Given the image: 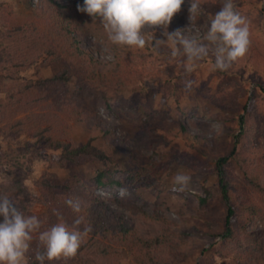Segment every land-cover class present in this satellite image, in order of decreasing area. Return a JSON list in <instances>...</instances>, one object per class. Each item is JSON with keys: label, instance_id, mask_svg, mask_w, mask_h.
Instances as JSON below:
<instances>
[{"label": "rangeland", "instance_id": "rangeland-1", "mask_svg": "<svg viewBox=\"0 0 264 264\" xmlns=\"http://www.w3.org/2000/svg\"><path fill=\"white\" fill-rule=\"evenodd\" d=\"M200 1L201 8L193 24L190 25L189 21L190 0H184L181 11L173 17L167 31L181 29L183 37L207 43L203 39L204 34L210 26L211 19L222 6L223 0ZM57 2L64 5H83V0ZM234 4L236 10L249 22L252 44L248 54L237 60L228 71L214 70V57L210 54L197 61L191 73L184 71L186 57L172 55L173 48L179 45H174L163 36L162 26L145 27L142 30L146 38L150 35L154 37L143 49L117 45L108 39L98 18L93 20L87 13L76 9L82 19L79 27H83L82 30L78 29L77 33L81 37V47L89 54L88 61L91 63L87 65L93 77L85 81L83 89L73 94L72 100L79 110V115L74 116L69 112L59 114L61 123L56 125L57 130L52 131V137L73 146L90 142L97 149L105 150L107 141L130 147L139 141L140 135H145V138L140 139V154L145 156L153 154L154 151L168 154L167 159L170 161L172 159L173 163L155 185L149 187L137 184L130 188L106 185L97 188L95 192L104 198L105 204L122 213L126 222L135 224L141 234L145 236L156 234L162 225L179 234L175 236L178 242L175 254L180 264H231L232 256L223 257L217 250L221 246L219 219L222 218L221 206L214 200L218 192L217 174L210 169L212 159L196 147L203 143L204 138H216L222 142L221 137H226V126H230L232 120L242 111V104L251 93L250 88L255 87V95L261 99L256 84L258 80L264 82V0H234ZM0 5V28L3 29L12 22V19L23 20L30 16L31 9L40 10L43 2L0 0ZM34 20L42 24L36 18ZM3 22L8 23L5 25ZM155 38L162 39V43L157 46ZM106 39L111 45L106 44ZM14 50L7 41L0 42V98L6 96L4 86L13 80L15 65L13 58L7 56ZM109 56L111 59H108ZM38 67L44 77H49L57 65L40 63ZM33 72L29 69L15 74L19 77H34ZM226 76L227 78L233 76L235 80L239 79V82H232V93L225 96L228 106L222 108L219 103L222 102L221 99L216 102V94L218 86L229 82L225 79ZM188 81L193 82L190 88L185 86ZM103 90L108 91V96L111 97L108 106L103 98ZM46 108L47 106L43 107ZM29 109L35 108L25 107L0 118V181L8 183L9 179L18 176L32 186L34 180L38 179L45 169L64 179L69 177L73 168L75 172L83 174V184L76 188L82 196L85 189L83 187L90 186L97 172L107 166L115 170L113 164L106 166L92 154L81 155L76 165L71 168L59 166L48 168V163L43 157L23 148L25 142L29 140L26 134L19 135L13 141L5 131L7 121L33 111ZM148 113L152 115L151 122L144 120ZM178 120L185 124L184 130H178ZM222 144L221 146L216 144L213 149L216 156L230 151L229 142ZM46 150L48 153L59 152L51 148ZM185 153L201 157L206 164L196 170L197 167L194 166L196 164L193 165L195 161H191ZM4 154L8 160L2 156ZM28 158L32 162L30 171L26 169ZM15 160L23 163L22 169L17 170V173L11 166ZM238 164L236 153L230 159L229 167L231 174L241 181L244 174ZM178 172L192 177L184 191L174 190L173 178ZM112 175L115 178L123 176L118 171H113ZM259 177L260 183L264 186V173L260 172ZM205 187L211 190L209 195L206 194ZM121 189H126L127 192L117 203L113 198L121 197L119 194ZM200 196L208 197L206 203L200 202ZM254 197L264 212V195L255 192ZM45 209L43 203L33 205V211L36 213H42ZM263 225L260 222L256 228ZM77 257V260L81 258L78 255ZM60 260L62 264H72L66 258ZM26 261L27 257L24 264ZM244 264L248 263L245 261Z\"/></svg>", "mask_w": 264, "mask_h": 264}, {"label": "trees", "instance_id": "trees-1", "mask_svg": "<svg viewBox=\"0 0 264 264\" xmlns=\"http://www.w3.org/2000/svg\"><path fill=\"white\" fill-rule=\"evenodd\" d=\"M42 2L40 10L31 9L32 14L23 20L11 18L10 24L3 22L7 25L3 29L0 28V42L7 41L15 49L7 56L13 58L15 68L13 80L4 86L6 96L0 98V118L25 107L35 108L29 109L33 110L32 112L7 121L5 131L13 141L19 135L26 134L29 140L25 142L23 148L43 157L48 163V168L54 166L71 168L76 165L78 157L92 154L106 166L113 164L115 170L107 166L97 172L90 186L83 187L85 189L82 196L76 188L83 184V174L75 172L73 168L69 177L64 179L45 169L42 175L34 180L32 186L15 176L9 179L8 183L0 181V192L9 195L25 215L37 216L42 222L40 231L57 222L72 225L78 217L84 218L80 228L91 226V231L85 236L77 254L68 258L69 263L180 264L175 254L178 244L176 237L179 234L162 225L156 234L145 236L139 232L135 224L126 222L122 213L105 204L104 198L95 192L97 188L106 185L129 188L137 184L149 187L155 185L173 163L172 159L171 161L167 159L168 154L156 151L145 156L140 154V139L145 138V135H140L139 141L136 140L138 142L130 147L107 141L105 143L107 152L104 149H97L90 142L73 146L52 137V131L57 130L56 125L61 123L59 114L69 112L74 116L79 115V110L72 100L73 94L85 87V81L91 79L93 73L87 65L91 63L88 61L89 54L81 47V37L77 33L78 29H83L82 26L79 27L82 19L76 11L77 5H64L57 0ZM34 18L42 24H38ZM108 39L105 42L111 45ZM40 63L45 65L54 63L57 67L51 76L44 77L38 67ZM29 69L34 71V77H19L15 74ZM225 79L229 82L218 86L216 94V102L221 99L222 102L219 103L222 108L228 103L226 94L232 93V82H239V79L235 80L233 76L228 78L226 76ZM257 83L261 99L255 95L256 88H250L251 93L242 104V111L232 120L230 126H226V137H221L222 142L216 138H204L203 143L196 147L212 159L213 163L209 166L217 174L218 192L214 200L220 204L222 215L219 219L221 246L217 250L223 257L232 256L231 264H244L245 261L248 264H264V225L256 228L260 222L264 224V212L254 197L255 192L264 195V186L259 180V173H264V82L258 80ZM102 92L108 106L111 97L108 96V91ZM44 106L47 108L43 109ZM151 117L152 115L148 113L144 120L151 122ZM177 125L178 130L185 129V124L181 120L177 121ZM226 141L231 145L230 151L216 156L213 152L216 144L221 146ZM47 148L59 152L48 153ZM236 153L238 165L244 174L241 181L231 174L229 167L230 159ZM186 155L191 161H195L193 165L196 164L194 165L197 167L196 170L206 164L201 157L189 153H185ZM2 156L5 157V154ZM28 159L26 169L30 171L32 162L30 158ZM22 165L23 163L15 160L11 166L17 173V170L22 169ZM113 171H118L123 176L115 178L112 175ZM204 190L209 195L211 190L207 187ZM121 198L115 196L113 200L119 203ZM69 199L80 202L79 212L73 211L66 203ZM207 199V196L199 197L202 204L206 203ZM39 202L46 207L42 213L33 211V205ZM2 220L3 217L0 216V222ZM38 234V232L33 234L34 239L25 264H39L35 259ZM180 239L182 240V235ZM77 255L81 257L79 260ZM57 260H46L45 264H60L62 261Z\"/></svg>", "mask_w": 264, "mask_h": 264}, {"label": "clouds", "instance_id": "clouds-1", "mask_svg": "<svg viewBox=\"0 0 264 264\" xmlns=\"http://www.w3.org/2000/svg\"><path fill=\"white\" fill-rule=\"evenodd\" d=\"M183 3L184 0H83V5L78 4L77 9L87 13L93 20L98 18L109 40L117 45L143 49L154 37L150 35L146 38L142 30L145 27L162 26L163 36L174 45H179L173 48L172 55L186 57V73L193 72L196 62L210 54L214 57L213 69L219 71H228L237 60L248 54L252 44L249 22L236 10L234 0H223L219 11L211 19L203 37L207 43L183 37L181 29L167 31ZM200 8V0H190V25L195 21ZM160 43L162 39L155 38V44L158 46ZM192 83L188 81L185 86L190 88ZM191 179V175L178 172L173 178L174 190H186ZM126 192V189H121L119 194L123 197ZM66 203L73 211H80L78 200L69 199ZM0 216L3 217L0 222V264H24L31 250L33 234L37 232L35 259L39 264H45L46 260L72 258L91 231V226L80 228L84 219L82 216L75 219L72 225L57 222L40 231L41 220L35 215H25L15 201L2 192Z\"/></svg>", "mask_w": 264, "mask_h": 264}]
</instances>
